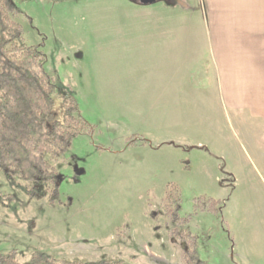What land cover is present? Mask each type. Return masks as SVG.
Returning a JSON list of instances; mask_svg holds the SVG:
<instances>
[{
	"label": "rangeland",
	"instance_id": "1",
	"mask_svg": "<svg viewBox=\"0 0 264 264\" xmlns=\"http://www.w3.org/2000/svg\"><path fill=\"white\" fill-rule=\"evenodd\" d=\"M13 1L25 43L45 53L55 81V119L73 96L85 130L54 162L53 203L48 184L32 200L26 181L0 169L11 195L0 203V254L22 264L34 251L184 264L167 212L175 206L206 264H264V139L203 73L210 59L188 56V42L174 38L199 36V2Z\"/></svg>",
	"mask_w": 264,
	"mask_h": 264
},
{
	"label": "trees",
	"instance_id": "2",
	"mask_svg": "<svg viewBox=\"0 0 264 264\" xmlns=\"http://www.w3.org/2000/svg\"><path fill=\"white\" fill-rule=\"evenodd\" d=\"M21 8L13 0H0V169L10 180L26 181L30 199H40L39 189L51 203L59 198L60 180L54 162L70 148L72 140L85 130V119L73 96L63 99L64 114L55 119L53 77L44 68L45 53L25 43L22 26L13 16ZM0 190V203L10 198ZM179 199L176 202L179 203ZM177 224L171 236L183 241L184 264H206L199 257L197 238L184 226L178 209L168 207ZM31 264H135L108 256L97 260L56 257L44 251L31 254ZM0 264H22L15 252L0 254Z\"/></svg>",
	"mask_w": 264,
	"mask_h": 264
},
{
	"label": "crops",
	"instance_id": "3",
	"mask_svg": "<svg viewBox=\"0 0 264 264\" xmlns=\"http://www.w3.org/2000/svg\"><path fill=\"white\" fill-rule=\"evenodd\" d=\"M194 1L202 9L199 36L174 38L188 42L181 43L188 56L210 59L203 73L214 74L227 106L252 115L264 139V0ZM176 6L189 9L191 2L180 0ZM260 162L264 167L262 154Z\"/></svg>",
	"mask_w": 264,
	"mask_h": 264
},
{
	"label": "water",
	"instance_id": "4",
	"mask_svg": "<svg viewBox=\"0 0 264 264\" xmlns=\"http://www.w3.org/2000/svg\"><path fill=\"white\" fill-rule=\"evenodd\" d=\"M155 1H157V0H140V3H142V4H150V3H153Z\"/></svg>",
	"mask_w": 264,
	"mask_h": 264
}]
</instances>
